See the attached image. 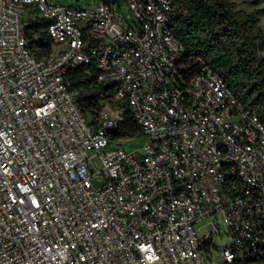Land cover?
I'll return each instance as SVG.
<instances>
[{
	"label": "built area",
	"instance_id": "1",
	"mask_svg": "<svg viewBox=\"0 0 264 264\" xmlns=\"http://www.w3.org/2000/svg\"><path fill=\"white\" fill-rule=\"evenodd\" d=\"M124 2L134 26L117 0H0V264H205L214 214L232 238L217 258L264 264V123L186 53L171 0ZM26 12L54 52L29 43ZM89 65L140 145L115 138L121 112L85 114L69 73Z\"/></svg>",
	"mask_w": 264,
	"mask_h": 264
},
{
	"label": "trees",
	"instance_id": "2",
	"mask_svg": "<svg viewBox=\"0 0 264 264\" xmlns=\"http://www.w3.org/2000/svg\"><path fill=\"white\" fill-rule=\"evenodd\" d=\"M181 11L173 23L174 35L182 42L188 55L200 57L219 71L227 85L246 107L253 109L264 123V30L259 16L264 7L245 12L232 0H171ZM40 18L29 20L25 26L29 43L38 35L37 54L50 53L49 40ZM95 67L77 66L69 79L78 93V102L89 112L100 111L98 100L109 99L114 89L110 84L94 82ZM140 126L130 112H122L116 139H137Z\"/></svg>",
	"mask_w": 264,
	"mask_h": 264
},
{
	"label": "rangeland",
	"instance_id": "3",
	"mask_svg": "<svg viewBox=\"0 0 264 264\" xmlns=\"http://www.w3.org/2000/svg\"><path fill=\"white\" fill-rule=\"evenodd\" d=\"M51 2L55 4H61V5H67V6H86V5H92L97 2V0H50ZM237 3V8L245 11L250 12L255 9H261L264 7V0H232ZM114 10L122 17L124 18L127 23L131 26H134L137 24L136 18L133 16L132 13H130L126 9V3L124 0H117V4L113 6ZM32 16V14L26 12L23 16L24 23L27 25L29 22V18ZM259 26L264 30V15L259 16ZM49 52H54L53 48H50ZM261 55L264 56V50L261 51ZM110 99V98H109ZM109 99H101L99 102L100 108H111L114 111L124 112L126 109L121 107V105L114 101H108ZM87 115L89 112L86 110ZM142 143V139L137 138L132 141H127L123 143L125 146H138ZM199 228L196 230V234L198 236H202L205 234H208V240L205 244H203L202 247H204V250L209 246L210 241L212 242V249L210 254L207 255V252L204 251L203 253V259L205 264H224L220 259L217 258V248L222 245H230L231 244V236L228 232V226L226 223V220L223 216L219 214H214L207 216L203 218L199 223ZM212 262L209 263V260Z\"/></svg>",
	"mask_w": 264,
	"mask_h": 264
}]
</instances>
